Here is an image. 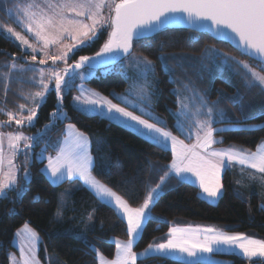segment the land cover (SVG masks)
I'll return each instance as SVG.
<instances>
[{
  "label": "snow or ice",
  "instance_id": "1",
  "mask_svg": "<svg viewBox=\"0 0 264 264\" xmlns=\"http://www.w3.org/2000/svg\"><path fill=\"white\" fill-rule=\"evenodd\" d=\"M16 22L30 33L37 42L41 43L39 51L43 52L46 59H41V65L48 60L53 65L62 62L63 68H35L29 66L23 69L15 62L7 65L9 71L4 74L7 80L13 70L38 72L39 79L30 78L40 89L32 94L35 107L27 109L19 105L21 114L7 111V121H0V127L11 126L14 121L17 126H34L38 108L46 103L49 94L56 96V110L50 113V118L55 121L67 119L64 112L63 101L66 92L75 86L76 79L81 81L87 75H94L96 70L115 65L126 56L138 67H142V75L152 72V63L146 57L133 54V42L140 43L151 39L154 33L165 30L171 24L187 23L195 30L206 32L214 30V34L221 41L235 42L237 50L242 55L251 56L259 67L264 69V0H43V3L31 0L23 7L14 4ZM13 15L12 9H7ZM210 22V23H209ZM110 29L108 39L98 52L93 56L81 55L73 64H69V53L86 47L94 41L100 30ZM0 32H6L9 37L19 41L20 45L36 53L38 49L29 42L26 36L15 31L8 25H0ZM69 40L71 43H63ZM50 45H58L62 51L57 55L49 56L45 51ZM214 57L219 58L225 65H238L246 70L247 80L245 87H259L264 93V73L256 71L244 61L222 52L220 49H209ZM37 56H31L36 61ZM83 69V71H78ZM47 71V75H46ZM51 85V87H50ZM7 86L5 93H7ZM80 95L73 97L78 111L97 112L101 114H119L126 121L139 126L137 131L147 136L158 147H170L174 158L167 166V171L160 177L155 187H150L143 204L140 207H131L128 202L111 188L98 181L92 175L93 158L89 152L90 140L84 133L76 130L75 125L66 126V135L56 148V155H47V149H42L35 155L37 160H47L46 166L41 170L53 185H58L66 180L80 179L87 184L94 194L104 203L117 210L127 223V241L115 240L117 249L115 259L108 260L103 254L97 252L99 264H137V259L173 257L182 261V264H217L213 256L218 253L238 251L244 258H256L259 264H264V240L254 239L243 233L229 234L223 230L201 226H172L162 242L150 243L142 253L137 254L133 247L137 238H142V233L147 224L152 220H162L153 217L150 206L157 202V198L164 190V186L171 176H175L183 183H191V176L198 181V186L207 197L217 199L224 195L222 189V172L238 163L255 169L264 174V146L256 152L237 149L231 146L226 149L211 148L213 144L222 143L214 139L213 134L223 129H215L213 123V109L217 104H209L202 97L197 96L199 108L196 115L206 116L207 119L195 120L197 128L196 142L187 145L178 140L170 131L159 127L157 123H150L116 104L92 89L79 85ZM140 94L144 99L150 97L143 87ZM126 100V98H122ZM239 106V100H235ZM179 111L176 115L178 130L184 132L186 120L191 118L189 104L178 100ZM220 120L226 119L223 110L219 112ZM162 122V121H158ZM240 123V121H236ZM54 126L46 125L45 131L36 136H26L22 131L0 132V198H9L10 192L17 193L21 199L26 187H22L16 173L20 171L14 159L19 153L24 157L25 170L23 179L27 182L31 173L26 170L29 159L28 153L34 144H38L44 135ZM202 133V134H201ZM191 137L189 130L187 133ZM5 139L7 140V171L5 168ZM21 141L23 146L21 147ZM70 194V193H69ZM15 202V201H11ZM61 207H65L61 201ZM62 212L58 211L60 217ZM92 219L91 216L88 217ZM17 246L20 252L19 260L14 254L9 258L12 264H40L37 258L38 234L25 223L17 231ZM53 264H59L54 261Z\"/></svg>",
  "mask_w": 264,
  "mask_h": 264
},
{
  "label": "trees",
  "instance_id": "2",
  "mask_svg": "<svg viewBox=\"0 0 264 264\" xmlns=\"http://www.w3.org/2000/svg\"><path fill=\"white\" fill-rule=\"evenodd\" d=\"M10 6V0H0V20L28 36L21 26L12 20V23L6 22L8 19L6 8ZM109 31L110 29L100 30L97 38L86 47L77 50L68 63H74L81 55H95L106 42ZM209 49H220L237 60L246 62L256 71L264 73V69L259 67L255 60L243 56L228 44L218 42L207 34L190 30H162L148 41L140 43L134 41L133 44V53L152 61L159 77L154 113L158 114L164 122L163 125H166L172 134L187 142L191 139L181 135L174 126L178 104L172 92L174 84L169 81V74L163 68L164 61L179 74L182 73L180 70L182 68L192 83H195V79L202 82L206 79L207 84H211L213 96L218 94V90L229 91L235 95L238 90L248 88L245 84L246 79L250 77L244 73V69L234 64L225 65L219 58L214 57ZM31 56L13 40L0 33V98L5 94L0 104V121L7 118L10 95H13V100L16 99L13 107H17V104L23 101L22 95L26 92V88L20 85L23 80H19L16 75L13 78L15 73L12 72L5 80L1 71L6 69L8 73L7 65L12 62L18 66L22 64L28 67ZM97 72L96 77L84 83L112 102L123 105L119 98L128 88L125 75L121 72H111L104 76L100 71ZM252 89L254 88L248 90ZM76 91L77 88L73 87L64 97L63 108L67 116L65 121L54 122V118H50V113L56 110V98L52 93L40 107L35 125L24 127L31 136H36L45 131L46 125L54 123L40 142L34 144L33 152L37 153L45 140L48 142V151L54 152L53 144L64 135L66 124L75 125L79 131L89 135L93 140L92 175L121 195L131 207H140L149 188L155 187L160 177L167 171V166L173 158L172 152L104 117L78 111L72 104ZM257 95L258 98L264 97L261 90ZM233 106L237 107V104ZM236 110L240 112L237 108ZM132 111L136 113V110ZM239 124L242 127L215 132V137L223 141L216 146H235L238 149L253 151L264 141V107L254 117L242 120ZM14 125L12 123L9 127H0V131L14 132L16 131ZM45 163L46 161L39 162L36 159L32 161L29 165L31 179L26 183L23 180L24 166L20 163V156L17 159L20 168L17 181L27 190L21 199H17V193L14 191L9 193V198L0 199V264H9V253L17 251L12 243L13 238L16 231L25 223L29 224L42 239L38 258L43 264H53L54 261H58L59 264H99L97 252L90 245L106 259L111 260L116 251L114 241L129 239L125 221L113 207L101 202L80 183L71 193L66 206L60 210L59 199L62 191L75 182L65 181L53 185L41 171ZM247 175L252 179L255 177L251 172ZM245 176L246 173L243 172L241 179L237 169H226L222 176L224 195L215 204L204 200L197 186L183 183L175 176H171L157 202L150 206L152 216L162 220H152L147 224L142 238L137 239L133 251L141 253L150 243L162 242L169 228L174 225H217L228 233H243L264 239V207L260 205L259 196L248 191ZM58 211L62 212L61 218L57 216ZM89 216L92 217L91 220L88 219ZM47 256L50 257V261ZM216 256L219 259H226L229 264H259L258 261H247L235 254ZM137 264H182V261L151 257L139 259Z\"/></svg>",
  "mask_w": 264,
  "mask_h": 264
},
{
  "label": "rangeland",
  "instance_id": "3",
  "mask_svg": "<svg viewBox=\"0 0 264 264\" xmlns=\"http://www.w3.org/2000/svg\"><path fill=\"white\" fill-rule=\"evenodd\" d=\"M10 1H11V6L9 8H6V12H7L6 14H7L8 19H6L4 17H2V19H6V22H8V23H10V22L12 23V21H13L16 24H18L16 22V19L14 18V14L16 12L14 4H19L21 7H23L25 3L31 2V0H10ZM36 2L43 3V0H36ZM7 9H12L13 15H9ZM0 25H5L2 20H0ZM9 26L11 27V25H9ZM21 28L27 33L28 36H26V37L29 40V42L31 44H33L38 49V51L36 53H32L31 49L20 45L19 41L15 40L12 37H9L6 34V32H0L3 35H5L6 37H8L9 39L13 40L24 52L29 53L31 55L35 54L37 56L36 61L30 60V63L28 64V67L27 66H22V64L19 65L21 68L27 69V68H29V66H34L37 69L45 68L46 70H48V69L53 68V67H56V68H63L64 67L63 63L59 62V61L57 62L56 65H53L52 61L50 59L48 60L47 64L41 65L39 63V61L41 59H46L44 53L39 51V49L41 48V43L37 42L34 39V37L30 33H28L22 26H21ZM15 31L20 32L17 29H15ZM22 35H24V34H22ZM63 43H71V41L65 40V41H63ZM90 43H88V45ZM81 48H79V49H81ZM79 49H77V50H79ZM77 50H75L74 53ZM45 51L48 53L49 56L57 55V54H59L60 51H62V48L60 46H58V45H50ZM74 53H69V60H70L71 56ZM133 54L135 56H139L136 53H133ZM139 57H141V56H139ZM69 60H68V62H69ZM151 63H152V72L148 73L147 75H142V67H138L135 62H133L132 60H129L128 58H125L124 60H122L119 63L118 66H115L113 68H107V70L106 69L100 70V73H101V75L106 76L107 74H109L111 72H121V73H123L125 75V77L128 80V88H127L126 92L123 95H121L120 98H119L122 101L123 105H120L118 103L112 102L110 100L113 104H116V105H118V106H120L122 108H125L127 111L132 112L134 115L140 116L142 119L149 120L150 123H157L159 127L165 128L166 131H170L166 127V125L165 126L163 125L164 122L158 116V114L157 113L155 114L154 111H153V108L155 106L156 99H157L156 95L158 93L159 77L157 75V71H156L154 63L152 61H151ZM163 68L169 74V81L174 84V87L172 88V92L175 94V96L177 98V104H178V100H183L184 103L189 104V107H190V111H191V114H192L191 118L186 120L184 132H181L179 130V133L181 135L185 136L186 138H190L187 135L189 130L191 131L192 135H195V133L197 131V128H196V126L194 124L195 120H197V119L198 120L207 119L206 116H203V115L197 116L196 115L197 110L199 108V100L197 99V96L202 97L204 100L208 101L209 104H214V103L217 104V107L213 109V117H214V119H216L217 122L213 123L212 127L215 128V129H223V131L230 130V129H237V128L242 127V125H240L236 121H242V120L250 119V118L254 117L256 115V113L261 111V109L264 107V97L258 98L259 95H257L258 93H260V90H261L259 87H253L254 89H252L250 91V90H248L249 88H242L241 86H238V87H240V88H242L244 90H241V89L238 90L237 93H235V95L234 94H230L229 91L218 90V94L216 96H213L214 92L211 91V84H207V80L206 79L203 82L200 81L199 79H195V83H192V81H190V78L185 76L184 70L182 68L180 69L182 71V73L179 74V73L175 72L173 70V68H171V66L167 65V61H164ZM6 72H7L6 69H3L1 71V74L4 75ZM12 72L15 73V74H13V78L16 75V77H18L19 80H23V83H20V85H22V86H24L26 88V92H25L24 95H22L24 97L23 101L19 102V104H17V107H13V103L15 102L16 99L13 100V95H10L11 99L7 103V108H8L7 111H12L14 114H21V110L19 109L18 106L23 104L25 106V110L23 111L22 114L26 116L27 115V109L35 107V104H34V102L32 100V94L35 93L36 91L40 90L31 81L30 78L36 77L37 79H39V74H38V72H32V71L21 72V71L13 70ZM244 73H246L245 69H244ZM46 75H47V71H46ZM97 75H98V72L96 71L94 75H87L86 74V79H84L83 81H81L79 78H77L76 82H75V86H74V87L77 88V91L74 93L73 97L78 96V95L81 94L80 91H79V85L81 83H83L85 88L92 89V88L88 87L84 82L87 81L88 79L96 77ZM246 80H248V79H246ZM141 87H143L146 92L150 93V97L148 99H144L141 96V94H140ZM92 90H94V89H92ZM94 91L97 92L96 90H94ZM68 93H69V91L66 92L65 96ZM0 94H1V90H0ZM211 94H212V96H211ZM4 98H5V94H3L1 96L0 104H2V100L1 99H4ZM122 98H126V100H122ZM237 99L239 100V106H238V104L236 102H234ZM72 104H73V106L75 108H77V106H76V104L74 103L73 100H72ZM233 104H237V107L233 106ZM40 107L37 110V115H38ZM0 108H1V106H0ZM236 108L240 111L239 112L240 115L237 112ZM132 109L136 110V113L134 111H132ZM220 110H223V112L226 114V117H227L223 121H221L220 117H219ZM178 111H179V104H178V109H177L176 113ZM2 112H4V111H2ZM85 113L94 114V115H98V116L104 117V118L108 119L109 121L114 122V123L126 128V129H129V130L139 134L140 136L144 137L146 140L152 142L149 137L144 136L140 132L137 131V128L139 126L135 125L133 122L126 121V118L120 116L119 114H106V113L105 114H101V113H97V112H91V113L85 112ZM7 120H8V116H7V118H5V121H7ZM36 120H37V117H36V119L34 121V125L36 123ZM65 120L66 119H61V121H65ZM158 121H162V122L158 123ZM12 123H14V121ZM67 125L68 124H66V126ZM14 126L16 128V131H14L13 133H15L17 131H22L26 136H31V134L29 132L24 130V127H29V126H27V125H24V126L14 125ZM66 126H65V130H64V135H62L53 144V148L55 150L54 152L48 151V149H47L48 142L46 140H45L44 144L41 146L40 150L37 151V153L33 152V149H31L29 151V153H28L29 159H28V162H27V165H26V170L28 172H30L29 165L35 159L34 158L35 155L39 154L42 149L46 148L47 149V155H49V156H53L54 157L56 155V148L54 146H57V145L60 144V142H62L64 136L66 135ZM7 127H9V126H7ZM76 130H78V129L76 128ZM79 132H81V131H79ZM81 133H83V132H81ZM85 135L88 136V138L90 140L89 152H90V154L92 156L91 149H92V145H93V140H92V138L89 135H87V134H85ZM172 135H174V134H172ZM192 135H191V137H192ZM213 136H214L215 140L219 141V139H217L215 137V133L213 134ZM177 139L178 140H182L180 137H177ZM22 146H23V141H21V147ZM211 148L219 149V147L216 146L215 144H213L211 146ZM220 148H229V147H220ZM165 149H168V150L171 151L170 147H167ZM4 151H5V168H4V170L7 171V155H8L7 140H6ZM249 152H251V151H249ZM19 156H20V163L24 166V170H25L24 157L21 154L18 153L16 155V157H15L13 162H14V164L18 165L17 164V159L19 158ZM172 156L174 158L173 152H172ZM92 158H93V156H92ZM37 161H39V162L46 161L44 167L47 164V160L46 159L45 160H37ZM236 164L232 165V167H230L229 169H231V168H233L235 170L237 169L240 172V174H241V179H242V173L243 172L246 173V176H245L246 179L245 180H247L246 183H247V185L249 187L248 191L251 192V193L252 192L256 193L259 196V198H260L261 207H264V175L261 174V173H257V172L251 171V173H253L255 175V177H254V179L249 178L248 175H247V173H248L247 169L248 168L244 169L245 166L242 167V166H239L238 163H236ZM16 176L19 177V171L16 173ZM222 176H223V174H222ZM30 179H31V176H30L29 180L26 183H28L30 181ZM192 180L193 181H197L196 178H192ZM66 181H68L70 183L71 182H75V183H73L71 186H69L68 188H65V190L62 191V193L60 195V199H59L60 210L64 208V207H61V201H63L64 205L66 206L71 193L76 188L79 187L77 185L78 183H80L81 185H84V186L87 185L80 179H72V180H66ZM197 183L198 182H196V184ZM200 191H201V193H200L201 197L204 200L208 201L209 203L215 204L219 200V198L213 199V198L207 197L205 194L202 193L201 189H200ZM222 191H223V189H222ZM58 218H61V216L58 217ZM123 220L126 223V220L125 219H123ZM126 225H127V223H126ZM17 231H16V233H17ZM246 236H249V237L254 238V239L264 240V239L257 238L254 235H247L246 234ZM38 238L39 239H38V242H37V258H38V252L40 250V245H41V242H42L41 241L42 239H41V237L39 235H38ZM17 240H18V238L16 236H14L12 243H13V246L16 248L17 251L9 253V256H10V254H14L17 257V259L19 260L20 252H19V249H18V246H17ZM230 254L238 255L239 257H241L242 259H245L247 261H257L256 258H252V260H249L247 258L242 257L238 251H235V253H230ZM47 259H48V261L51 260L49 256H47ZM39 261H40V259H39ZM215 261L217 262V264H229L226 259H221L220 258V259H217ZM9 264H12V261L10 260V258H9ZM40 264H43V263L40 261Z\"/></svg>",
  "mask_w": 264,
  "mask_h": 264
},
{
  "label": "crops",
  "instance_id": "4",
  "mask_svg": "<svg viewBox=\"0 0 264 264\" xmlns=\"http://www.w3.org/2000/svg\"><path fill=\"white\" fill-rule=\"evenodd\" d=\"M51 86V85H50ZM1 132V131H0ZM188 139H191V141L190 142H187V141H185L184 139H182V141H184V143L185 144H187V145H192L193 143H195L196 142V140H195V135H192V137H190V138H188ZM5 144H6V140H5ZM217 144V143H216ZM215 144V145H216ZM261 146H264V141L263 142H261L260 144H259V146L255 149V150H253V151H251V152H256L257 150H258V148L259 147H261ZM219 149H226V148H220L219 147ZM249 152V151H248ZM173 159V158H172ZM236 163L234 162L232 165H235ZM237 165V164H236ZM239 165V164H238ZM240 166V165H239ZM232 167V166H231ZM244 167V166H243ZM248 167H246L245 166V168L244 169H247ZM229 169V168H228ZM225 171V170H224ZM223 171V172H224ZM247 171L248 172H251V171H253V172H257L255 169H250V168H248L247 169ZM223 172H222V174H223ZM258 173V172H257ZM264 175V174H263ZM189 176H190V178H191V184H193V185H195V186H197L198 187V183L196 184V182H198V181H193L192 180V178H195V177H193V176H191V174H189ZM177 178V177H176ZM180 180V179H179ZM197 180V179H196ZM195 182V183H194ZM87 189H89L93 194H94V192L92 191V189L88 186V185H86L85 186ZM199 188V187H198ZM200 190V189H199ZM200 193H201V191H200ZM95 195V194H94ZM96 196V195H95ZM97 197V196H96ZM1 199V198H0ZM97 199H99L98 197H97ZM100 200V199H99ZM101 201V200H100ZM102 202V201H101ZM104 203V202H103ZM106 204V203H105ZM108 205V204H107ZM112 207V206H111ZM116 212H117V210H115ZM120 216V215H119ZM121 217V216H120ZM122 218V217H121ZM123 219V218H122ZM186 226H193V227H195V226H201V227H212V228H216V229H219V230H223L221 227H219V226H217V225H202V224H191V225H181V226H179V227H186ZM224 231V230H223ZM225 232V231H224ZM228 233V232H227ZM229 234H234V233H229ZM246 235V234H245ZM138 239V238H137ZM116 251H117V249H116ZM116 251H115V254H116ZM142 253V252H141ZM230 253H235V251L234 252H224V253H218V254H230ZM137 254H139V253H137ZM217 254H215L214 256H213V259L214 260H217V259H219V257H217L216 256ZM142 258H144V257H142V256H140L138 259H137V261L139 260V259H142ZM169 258H171V259H175V260H179V259H176V258H173V257H169ZM113 259H115V255H114V257L111 259V260H113ZM98 261H99V259H98ZM179 261H181V260H179Z\"/></svg>",
  "mask_w": 264,
  "mask_h": 264
},
{
  "label": "water",
  "instance_id": "5",
  "mask_svg": "<svg viewBox=\"0 0 264 264\" xmlns=\"http://www.w3.org/2000/svg\"><path fill=\"white\" fill-rule=\"evenodd\" d=\"M209 23H210V22H209ZM165 30H190V31H193V32H196V33L207 34V35L210 36L212 39H214V40H216V41H218V42H223V43L228 44L233 50H235V51H237L238 53L241 54V52L237 50V47H236L234 41H232V42H229V41H221L219 38H217V37L215 36V34H214V30H209V31H206V32H200V31L195 30L193 27H191V26H190L189 24H187V23L171 24V25H169ZM109 32H110V31H109ZM154 34H155V33H154ZM154 34H153V35H154ZM153 35H152V36H153ZM107 39H108V37H107ZM106 41H107V40H106ZM133 44H134V42H133ZM243 56H245V57H247V58H249V59L254 60V59H253L251 56H249V55H243ZM125 58H127V57H126V56H122V58H121L120 61H118L115 65L109 66L108 68L116 66L119 62H121V61L124 60ZM78 59H79V58H78ZM78 59H77V60H78ZM72 64H73V63H72ZM102 69H105V68H104V67H100V68H98L96 71H100V70H102ZM82 70H83V69H80V70H78V71H82ZM55 98H56V96H55ZM56 103H57V100H56Z\"/></svg>",
  "mask_w": 264,
  "mask_h": 264
}]
</instances>
